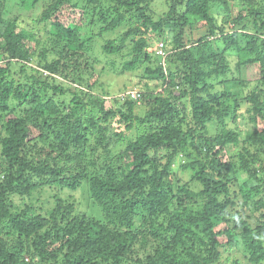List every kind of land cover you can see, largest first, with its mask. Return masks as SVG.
Wrapping results in <instances>:
<instances>
[{
    "label": "trees",
    "instance_id": "trees-1",
    "mask_svg": "<svg viewBox=\"0 0 264 264\" xmlns=\"http://www.w3.org/2000/svg\"><path fill=\"white\" fill-rule=\"evenodd\" d=\"M157 3L0 0V264H264V0Z\"/></svg>",
    "mask_w": 264,
    "mask_h": 264
},
{
    "label": "rangeland",
    "instance_id": "rangeland-1",
    "mask_svg": "<svg viewBox=\"0 0 264 264\" xmlns=\"http://www.w3.org/2000/svg\"><path fill=\"white\" fill-rule=\"evenodd\" d=\"M164 6H165V0H158V3L156 5V9L158 11H161ZM234 10L237 11V9H234ZM41 12H42V9H41L40 6H38V9H36L34 11V13H33L34 17H37L39 14H41ZM69 14H71V12L68 9L62 10V12H61L62 17H67L66 15H69ZM37 27L41 31V34L46 30L45 29L46 28V25L43 24L42 22L41 23H37ZM156 45H157L156 43L153 44V46L150 49L151 52L155 51ZM101 66H103V63H101L99 65V67H101ZM134 74H136V73H134ZM110 82L111 83H109L110 84L109 86H110V88L114 89V94L115 93L122 94V93L126 92L127 90L134 89V84L132 83L131 78L129 76H127V75H123V76H120V77L113 76L110 79ZM120 94H118V95H120ZM137 104L139 106H141V107H139L138 109H136V113L138 115H143L144 114V108H143L142 103L140 102V103H137ZM241 179L243 181L245 180V178L243 176L241 177ZM73 195H74L75 198L77 197V200H75L76 203H78V199L80 198L79 205H80L81 209L86 214H88L89 216H94L97 219H100L101 217H103V214L101 212V209L98 208L97 206H95L94 203H92V201L90 202L88 200V198L85 199L83 197V189L82 188H80L78 191L73 192ZM12 200L14 202L15 209L17 207H22L26 203H30V201H27V199L24 200V199H22L21 197H18V196H14L12 198ZM240 251L244 252V247L243 246H240Z\"/></svg>",
    "mask_w": 264,
    "mask_h": 264
},
{
    "label": "clouds",
    "instance_id": "clouds-1",
    "mask_svg": "<svg viewBox=\"0 0 264 264\" xmlns=\"http://www.w3.org/2000/svg\"><path fill=\"white\" fill-rule=\"evenodd\" d=\"M131 92H137V93H139V95H140L139 99H134L133 97H131ZM120 97H125L127 99H131V100H133V101H135L137 103H140L142 101V93L138 89H136V88L131 89V90H127L126 92L120 94ZM129 139H130V137H129Z\"/></svg>",
    "mask_w": 264,
    "mask_h": 264
},
{
    "label": "built area",
    "instance_id": "built-area-1",
    "mask_svg": "<svg viewBox=\"0 0 264 264\" xmlns=\"http://www.w3.org/2000/svg\"><path fill=\"white\" fill-rule=\"evenodd\" d=\"M163 45L162 44H160L158 47H159V49H158V47H157V51H158V53L160 54V55H164V52L161 50V47H162ZM131 97H133L134 99H139V97H140V95H139V93H137V92H131Z\"/></svg>",
    "mask_w": 264,
    "mask_h": 264
}]
</instances>
